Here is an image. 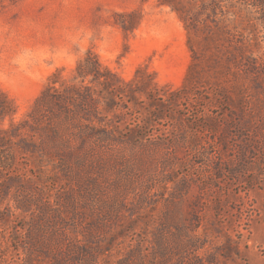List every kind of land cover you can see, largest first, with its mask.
Here are the masks:
<instances>
[{
    "label": "rangeland",
    "instance_id": "obj_1",
    "mask_svg": "<svg viewBox=\"0 0 264 264\" xmlns=\"http://www.w3.org/2000/svg\"><path fill=\"white\" fill-rule=\"evenodd\" d=\"M88 52L168 105L136 106L143 109L136 117L148 119L136 141H86L88 180L70 179L58 160L39 170L36 157L19 153V179L7 175L0 187L7 218L0 264L36 263L34 245L16 227H29L32 215L17 207L33 197L24 209H36L41 198L56 201L72 188L93 194L79 206L88 223L98 214L92 207L119 206L120 217L103 221L101 244L112 241L103 249L107 263L142 239L146 264H264V94L261 100L252 81L264 84V69L253 77L244 66L256 58L264 67V0H0V93L14 122L28 118L58 70L57 80L72 84ZM239 79L245 108L233 103ZM179 91L184 97L175 98ZM122 102L127 135L136 107ZM150 110H160L162 123L150 120ZM157 237L169 256L162 263L153 257Z\"/></svg>",
    "mask_w": 264,
    "mask_h": 264
},
{
    "label": "trees",
    "instance_id": "obj_2",
    "mask_svg": "<svg viewBox=\"0 0 264 264\" xmlns=\"http://www.w3.org/2000/svg\"><path fill=\"white\" fill-rule=\"evenodd\" d=\"M244 66L248 76L253 75V77L259 75L264 69L256 58ZM59 73L60 70L51 75L47 87L35 101L28 118L19 122H14L15 110L8 99L0 93V187H6L7 175L12 176L10 179L12 182L19 179L15 171H17V159L21 153L36 157L39 170L45 167V163L50 164L58 160L60 165L55 167L64 175L70 179L83 176L85 180H88L89 163H91L93 151L87 149L86 141H136L143 136V132H147L148 128L147 118L142 123L136 117L138 113L143 112L142 108L138 109L136 106H145L146 103L153 101V104L159 102L160 107L162 103L168 105L163 97L155 96L133 87L130 82L126 83L119 79L105 68L92 52H88L78 62L74 69L72 84L58 81ZM237 81L234 88L239 96L233 100V103L245 108L244 86L242 80ZM252 81L259 92L257 96L262 100L264 84L261 79L252 78ZM94 85L99 88H95ZM190 93L192 94V91ZM182 94L183 92L179 91L175 94V98L184 97ZM142 96H145L146 101L141 99ZM121 102L124 108L130 107L131 103L136 107L135 127L130 133L127 132V135L122 134L118 120L121 115ZM159 112L160 110L148 111L150 120L162 123L164 115ZM254 117L251 116V119L247 121H253ZM258 117L264 124V117ZM7 118L10 119L9 126L3 128L1 125ZM200 121L199 117L196 122L200 123ZM203 128L205 126H202V130L199 127H193L197 131H203ZM144 137L142 139L148 138V135ZM75 141H81L79 148L75 145ZM13 145H17L18 149H15ZM92 195L90 190L82 193L72 188L64 197L56 201L41 198L40 205H35L37 210L24 209L28 208L27 205L33 201L31 199L33 197L26 199L29 203H23L22 207H17L26 212L28 210L32 215L29 227L26 228L24 225L16 227L18 234L23 239L30 238L28 243L34 245L33 253L36 254L34 255L36 263L33 264H112L107 263L103 258V249L110 247L112 241L106 239L108 241L101 244L103 237L101 234L105 228L104 219L113 213L117 217L121 216L116 209L119 206H108L109 203L104 201L105 207L99 210L97 207H92L93 212L98 214H95L94 219L88 223L84 210L80 211L79 206L88 204L93 198ZM4 214L0 210V223L3 225L7 219ZM121 227L122 231L128 228L126 225ZM14 240L17 248L23 244L19 239ZM155 240L159 246L154 250L153 257L156 260L160 259L162 263L169 257L167 249L162 244V238L157 237ZM131 246L133 249H130L116 264H146L144 241L141 239L138 244L134 246L131 244ZM29 256L32 255L29 254Z\"/></svg>",
    "mask_w": 264,
    "mask_h": 264
}]
</instances>
